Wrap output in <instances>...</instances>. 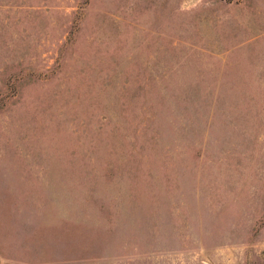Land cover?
<instances>
[{
  "label": "rangeland",
  "instance_id": "1",
  "mask_svg": "<svg viewBox=\"0 0 264 264\" xmlns=\"http://www.w3.org/2000/svg\"><path fill=\"white\" fill-rule=\"evenodd\" d=\"M0 264H264V0H0Z\"/></svg>",
  "mask_w": 264,
  "mask_h": 264
}]
</instances>
